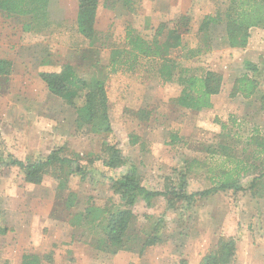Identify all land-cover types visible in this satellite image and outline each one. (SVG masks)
Here are the masks:
<instances>
[{"label":"rangeland","instance_id":"1","mask_svg":"<svg viewBox=\"0 0 264 264\" xmlns=\"http://www.w3.org/2000/svg\"><path fill=\"white\" fill-rule=\"evenodd\" d=\"M226 2L128 0L126 4L125 0H98V40L92 46L83 39L78 41L76 35L77 0H49L48 18H38L32 23V19L25 17L21 25L23 32H30V38H37L35 47L21 52L13 49V63L23 61L24 73L19 76L12 72L0 78V160L13 157L32 161L62 147V156L78 155L81 162L90 154L94 169L102 170L96 157L101 155L104 138L77 129L74 109L41 87L40 69L46 68L44 63L49 61L57 70L69 65L84 80L95 74L105 78L112 127L105 140L116 144L123 156L134 163L143 185L151 190L162 191L164 186L177 184L179 172L186 173L188 194L213 188L223 174L221 169L227 172L233 168V164L223 161L222 152L252 162L253 146L247 142L254 132L264 131V29L249 30L252 41L248 55L244 53L247 45L231 50L223 26H212L210 51L188 61L181 59L183 52L197 47L195 28L201 19L222 11ZM185 13L192 17L193 31L183 37L185 48L173 50L171 57L191 70L217 71L223 77L213 107L204 114H193L176 106L174 100L180 88L163 83L147 66L116 73L108 68L110 50L123 46L126 28L149 38L159 23ZM247 61L256 65L258 74L246 72ZM246 73L255 78L257 93L247 99L240 94L231 97L234 81ZM139 110L149 113L147 122L137 116ZM220 123L226 126L224 130ZM212 127L217 130L211 131ZM183 128L187 129L185 137L177 136L178 141L172 144L173 134L179 135ZM133 138L137 141L135 146L130 143ZM192 160L199 164H192L187 170L184 162ZM252 175L239 177L243 191H217L198 199L190 208L167 210L161 198L152 200L150 207L139 201L133 207L131 232L134 235L149 232L162 220L160 237L164 243L147 248L142 256L120 252L117 257L102 254L91 257L90 247L78 243L80 248L73 251L72 239L62 240L72 235L67 232V223L57 228L47 219L48 216L68 219L63 205L68 191L76 195L73 212L88 203L103 206L111 193L103 184L94 185L93 177L97 180L98 175L92 172L84 181L78 176L69 177L67 189L59 192L51 176L35 186L25 183L17 168L2 167L0 213L8 232L0 235V264H19L24 253H52V264H170L179 260L199 264L220 237L235 240L234 264H264V193L250 195L247 187Z\"/></svg>","mask_w":264,"mask_h":264},{"label":"trees","instance_id":"2","mask_svg":"<svg viewBox=\"0 0 264 264\" xmlns=\"http://www.w3.org/2000/svg\"><path fill=\"white\" fill-rule=\"evenodd\" d=\"M125 3L129 4L128 0H125ZM48 4L49 0H0V10L8 16L29 17L33 23L38 18H48ZM97 7L98 0H77V32L92 46L98 40L95 30ZM224 7L222 11L219 10L214 15H205L201 19L195 28L199 43L195 49L183 52L181 59L188 61L210 51L209 32L212 26H223L226 43L231 50L246 47L250 29H264V0H227ZM193 27L190 13H185L168 22L159 23L149 38L143 37L130 27L126 28L123 46L110 50L108 64L110 72H133L139 66H147L160 81L176 84L180 88L179 96L174 100V104L180 109L191 112L211 109L212 96L218 95L221 91L222 74L211 70L194 68L191 70L171 57L173 50L185 48L183 37L192 33ZM244 68L247 73L258 74L256 65L251 62H245ZM247 73L235 80L231 97L240 94L247 99L257 93L258 84L255 78H251ZM10 74V61L0 59V78L8 77ZM39 78L51 95L74 109L77 129H84L90 135L104 138L101 142V155L96 157V160L101 162L102 170L97 172L96 168L94 169L90 154L86 156L85 162H81L83 160L78 155L73 158L62 156V147H55L46 157L32 161H21L13 157L0 160V169L17 168L24 182L35 186L40 185L44 177L51 176L59 192L67 189L69 177L78 176L79 180L84 181L91 177L92 172L98 175L97 180L95 176L93 177L94 185L103 184L111 193L103 206L88 203L82 210L73 212L71 210L75 206L76 195L67 190L63 205L72 230L73 243L83 244L95 253L105 256H116L120 252L142 256L147 248L162 244L164 240L160 237L162 220H158L149 232L143 231L139 235L131 232V224L135 218L133 207L139 201L150 207L152 200L161 198L167 210L175 211L178 207L190 208L198 199L217 191L232 190L234 193L243 191L239 177L250 174H253L247 187L250 195L255 197L264 193V131L254 132L247 142L249 146H253L250 153L252 162L245 158L236 159L225 152L221 153L220 156L225 159L223 161L233 164V168L227 172L221 169L223 174L213 188L188 194L186 173L179 172L177 184L164 186L162 191L151 190L143 185L137 167L123 156L117 145L107 143L105 140V137L112 133L105 78L95 74L89 80H84L78 77L69 65L64 66L58 73H40ZM260 99L263 100V97ZM77 101L80 103L77 104ZM137 116L141 117L143 122H147L149 113L139 110ZM220 127L224 130L226 126L220 123ZM175 141H178V137L173 135L171 143ZM136 142V138L130 140L132 145ZM257 161L259 164L255 165ZM195 163L199 164L197 160L185 161L184 167L188 170L189 166ZM7 232L8 227L0 213V235ZM236 253L235 240L220 237L214 249L205 254L199 264H234ZM44 262L53 263L52 253L41 256L24 253L20 264ZM170 264L187 262L179 260Z\"/></svg>","mask_w":264,"mask_h":264},{"label":"crops","instance_id":"3","mask_svg":"<svg viewBox=\"0 0 264 264\" xmlns=\"http://www.w3.org/2000/svg\"><path fill=\"white\" fill-rule=\"evenodd\" d=\"M50 4V3H49ZM48 4V6H49ZM48 11V9H47ZM1 19H0V59H6L8 61H10L11 63V73H15V74H19V76H21L24 73V67H22L21 63H23V61H21V63L19 64H14L13 63V59L15 58L14 56V52L13 49L16 50L18 49L20 52L21 50H23L24 48H32L35 47V41L37 38H30V32H23V29L21 28V25L23 23H25V17L23 16H8L5 12L2 11V15H0ZM29 18V17H28ZM18 25V26H17ZM96 23H95V30L96 29ZM28 27L24 30H27ZM34 30V29H33ZM251 30H255V31H259L260 28H252ZM75 31H76V35L79 37L78 41H82L81 39H83L84 41H87L85 38H83L80 34H78L77 32V27H75ZM250 33V32H249ZM36 35V34H35ZM251 35V34H250ZM33 40V41H31ZM252 41V38L249 37L248 43H247V48L245 49L244 53H249L248 55L251 54V45L250 42ZM235 50V49H233ZM44 67L46 68H41L40 69V73H58L61 69H56V68H52L51 66L53 65L52 62L46 61L44 63ZM21 66V67H20ZM48 66V67H47ZM11 75V74H10ZM9 75V76H10ZM235 82V81H234ZM234 86V83L232 85V88ZM41 87L43 88V90L47 91L45 84L41 81ZM232 91V90H231ZM218 95L212 96L211 100H212V104H214V99L217 97ZM241 96V95H240ZM210 110V109H208ZM205 112H207V110H202L200 112H191L193 114H204ZM201 122V121H200ZM217 129L212 127L211 131H216ZM200 132V131H197ZM174 132H171V134H173ZM185 134H187V129L183 128L180 130L179 135L178 133H174V136H178V137H185ZM137 145V144H136ZM135 146V145H134ZM130 161V160H129ZM131 162V161H130ZM134 164V163H133ZM50 220L53 224V227H62V225L64 223L68 224V220H63V219H54V218H50L48 216V219ZM65 224L67 227V232H72L69 224L67 225ZM71 237L67 236L65 237V239H62L65 242H70ZM80 248L78 243H74L73 245V251L75 250V248ZM88 249V248H85ZM31 254H37V253H31ZM40 255V254H37ZM44 255V254H42ZM89 256L91 257H95L98 254L95 253L93 250H90L88 253ZM100 255V254H99ZM41 256V255H40ZM118 254L114 257H117ZM21 261V258H20ZM264 262V260H262ZM20 264V262H19Z\"/></svg>","mask_w":264,"mask_h":264}]
</instances>
